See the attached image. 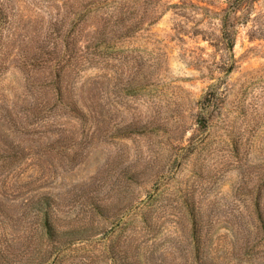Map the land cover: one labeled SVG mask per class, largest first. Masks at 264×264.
I'll return each mask as SVG.
<instances>
[{
    "label": "rangeland",
    "instance_id": "374dc122",
    "mask_svg": "<svg viewBox=\"0 0 264 264\" xmlns=\"http://www.w3.org/2000/svg\"><path fill=\"white\" fill-rule=\"evenodd\" d=\"M162 1L0 0V264H264V0Z\"/></svg>",
    "mask_w": 264,
    "mask_h": 264
},
{
    "label": "trees",
    "instance_id": "16d2710c",
    "mask_svg": "<svg viewBox=\"0 0 264 264\" xmlns=\"http://www.w3.org/2000/svg\"><path fill=\"white\" fill-rule=\"evenodd\" d=\"M254 2V0H226L227 7L225 8L224 12H222V17L220 18L222 23V31L223 35L228 37V34H231L228 32V27L230 26L229 20L230 17L233 19L236 23H244L247 19L248 10H249V3ZM162 0H158V4L154 7L151 6V20L155 19V13L160 9L159 7L163 4ZM155 4V3H154ZM168 5V4H167ZM241 12V13H240ZM145 18L137 19L133 22V26L136 29L139 27Z\"/></svg>",
    "mask_w": 264,
    "mask_h": 264
}]
</instances>
